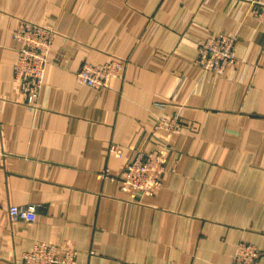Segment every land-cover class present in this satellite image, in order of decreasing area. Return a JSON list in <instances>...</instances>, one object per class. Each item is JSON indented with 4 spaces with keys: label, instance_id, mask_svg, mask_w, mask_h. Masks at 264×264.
Here are the masks:
<instances>
[{
    "label": "crops",
    "instance_id": "crops-1",
    "mask_svg": "<svg viewBox=\"0 0 264 264\" xmlns=\"http://www.w3.org/2000/svg\"><path fill=\"white\" fill-rule=\"evenodd\" d=\"M21 20L52 29L44 84L26 104L14 66ZM236 34L223 73L197 42ZM124 62L110 86L77 79ZM178 116L177 133L156 128ZM0 264L36 242L71 245L77 264H235L239 242L264 264V8L249 0H0ZM121 147L118 155L113 147ZM165 148L155 194L132 197L134 155ZM37 208L14 218L11 206Z\"/></svg>",
    "mask_w": 264,
    "mask_h": 264
},
{
    "label": "built area",
    "instance_id": "built-area-1",
    "mask_svg": "<svg viewBox=\"0 0 264 264\" xmlns=\"http://www.w3.org/2000/svg\"><path fill=\"white\" fill-rule=\"evenodd\" d=\"M257 7L264 8V0H249ZM21 43L18 48L17 60L14 66V79L20 84L26 104L34 107L37 104L40 91L44 84V75L48 63V51L55 37V32L41 24L21 20L14 34ZM196 63L204 71L223 73L236 62L237 35L210 34L206 39L197 42ZM124 62L112 58L105 63L87 62L77 71V79L96 89L110 86L112 79L118 77ZM156 128H164L170 133L181 130L183 123L178 116H158ZM114 151L121 155V147L114 145ZM0 142V159L4 157ZM167 152L165 148L149 152H137L127 163L123 176H115L109 168L100 172L102 178L110 177L116 180L123 191L132 197L155 194L161 183L165 170ZM14 218L33 221L37 218V208L33 205L10 208ZM260 255L259 248L252 243L239 242L233 256L235 264H255ZM26 264H77L76 250L71 245L60 246L53 242H36L22 256Z\"/></svg>",
    "mask_w": 264,
    "mask_h": 264
}]
</instances>
